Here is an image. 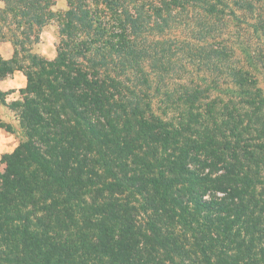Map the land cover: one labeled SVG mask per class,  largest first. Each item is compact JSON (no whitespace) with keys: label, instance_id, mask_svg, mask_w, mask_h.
I'll list each match as a JSON object with an SVG mask.
<instances>
[{"label":"trees","instance_id":"1","mask_svg":"<svg viewBox=\"0 0 264 264\" xmlns=\"http://www.w3.org/2000/svg\"><path fill=\"white\" fill-rule=\"evenodd\" d=\"M1 1L0 79L22 71L29 100L0 157V264H264V17L262 50L227 29L264 0ZM188 9L197 43L170 33ZM55 20L46 60L29 43Z\"/></svg>","mask_w":264,"mask_h":264},{"label":"rangeland","instance_id":"2","mask_svg":"<svg viewBox=\"0 0 264 264\" xmlns=\"http://www.w3.org/2000/svg\"><path fill=\"white\" fill-rule=\"evenodd\" d=\"M140 1L143 2L147 6L146 10L148 8V5L154 4V3L158 4V2H159V0H140ZM53 2L55 3V5H54L55 8H53V11L56 13V15L59 18H62L64 12L68 9L66 0H62L59 3V5L62 4L63 7H60L58 5V3H56V0H53ZM201 16L202 15H198L196 12H194L193 10H190V9H188L186 11V13H184L180 16L177 15L176 19L173 18L170 21V24H171V26H170L171 32L170 33H172V35L177 36V38L180 40H188L191 42H196L195 39H193L191 37L193 36V31L194 30L196 31L199 28V26L197 25V21L199 20V18ZM238 17L241 18L242 22L237 23L235 21L230 20L229 21V27L227 28L231 32V35H234L236 38L235 40H232V41H236V42H238V44H239V42L240 43L243 42V44L248 43L249 48H250L249 50L251 52H253L256 48H259V47L262 50L263 47L258 46V45H260V41L256 40L257 37H255V35L253 33L252 25L254 23H256L258 20H260V18L262 19L264 17V3L262 2V3H259L256 5V8L254 9L253 15L251 17L247 16V14H243L241 12L238 13ZM57 25H58V22L55 20V21H52L47 27H45L46 30H49L50 32H52L54 34V45H53L54 54H56V51H55L56 45L59 43V39L57 36ZM227 29H226V31H227ZM33 50L36 53L38 51L36 48H34ZM51 50H52V48H51ZM22 56H23V54L20 55L19 59H21ZM182 56H183V54L178 52V59L177 60H180V61H177V63H181V62L186 63L185 60H182ZM42 58H44L46 60H53L55 57L52 59H50L48 57L49 58L48 59L46 55H44V56L42 55ZM259 69L260 70L257 73H255V77L257 80V87L260 90L264 91V70L262 69V67L261 68L259 67ZM19 97L20 98L17 100V102H19V106L20 107L26 106L28 103L29 97L26 96L25 94H21V93L19 94ZM0 106H3L5 113L8 114L11 118L9 122L0 121L2 123V127H0V129H3V131L7 135H12L13 141L19 144L21 142V140L24 139V135H23L24 133L19 126V121H18V118L16 116V112H15V110L19 109V106L17 107V105H12V106L8 105L7 103H5V97H4L3 105L0 104ZM156 106H157V102H155L154 108ZM14 133H18V135H15ZM3 154H7V153H3ZM1 155L2 154H0V157H1ZM1 168H4V166H2Z\"/></svg>","mask_w":264,"mask_h":264},{"label":"clouds","instance_id":"3","mask_svg":"<svg viewBox=\"0 0 264 264\" xmlns=\"http://www.w3.org/2000/svg\"><path fill=\"white\" fill-rule=\"evenodd\" d=\"M60 7H63V5H59ZM40 39L42 41H46V43L40 47L39 52L43 54L44 49H51L52 42L54 37L49 34V30L43 31V34L40 36ZM50 59L54 58L49 56ZM26 77L22 76L18 73H14L11 79H6L2 82V87H0V91H7L9 89H15L16 92H12L11 94L7 95L5 97V103H10L13 101L18 100L19 94L18 90L23 89L26 87ZM10 116L5 113V110L3 106H0V121L2 122H9ZM15 135H18V133H14ZM10 145V146H9ZM18 147V143L13 141L12 135H7L3 129H0V154L7 153L11 154L14 149Z\"/></svg>","mask_w":264,"mask_h":264},{"label":"crops","instance_id":"4","mask_svg":"<svg viewBox=\"0 0 264 264\" xmlns=\"http://www.w3.org/2000/svg\"><path fill=\"white\" fill-rule=\"evenodd\" d=\"M61 1H62V0H56V3H58V5H59V3H60ZM66 2H67V1H66ZM54 5H55V3H54ZM56 7H57V6H56ZM53 8H55V7L53 6ZM53 8H52V9H53ZM3 9H4V3H3V1L0 0V14L2 13ZM0 24H1V23H0ZM46 27H47V26H46ZM45 30H46V29L44 28V29L42 30V32H41L37 37H34V36L31 37V39H30V43H29V46H31V52H32V53H36V52H34V50H33L34 48H36V49L38 50L36 54L39 55L40 57H42V55H43V56L46 55L47 58H48L49 56H51V57H55L56 54H54V51H53L54 39H53L52 47H51L52 50H51V49H47V48H45L43 54H41V53L39 52L40 47H42V46L46 43V41H42V40L40 39V36L43 34V31H45ZM49 34L52 35V36L54 37V34H53L52 32L49 31ZM35 51H36V50H35ZM55 51H56V50H55ZM15 54H16V51H15V49H14V47H13V45H12V43H11V41H10L9 39L6 38V39L3 40L2 42H0V57L2 58V60H4L5 62H10V61H12V59L14 58ZM48 59H49V58H48ZM14 73H18V74L24 76V74L22 73V71L16 70V71H14L12 74H10L8 77H6L5 79H0V87H2V82H3L4 80H6V79H11ZM26 84H27V81H26ZM25 88H26V87H25ZM25 88L18 90V94H20L21 91L24 90ZM16 91H17V90H15V89H9V90H7V91H0V93L5 94L4 97H6L7 95L11 94L12 92H16ZM14 102H17V100H16V101H13V102H10V103H7V104H8V105H12Z\"/></svg>","mask_w":264,"mask_h":264}]
</instances>
